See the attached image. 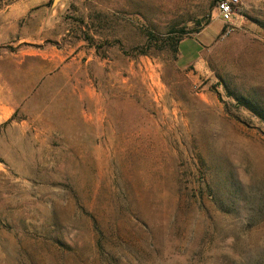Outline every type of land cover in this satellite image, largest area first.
Returning <instances> with one entry per match:
<instances>
[{
  "label": "rangeland",
  "instance_id": "rangeland-1",
  "mask_svg": "<svg viewBox=\"0 0 264 264\" xmlns=\"http://www.w3.org/2000/svg\"><path fill=\"white\" fill-rule=\"evenodd\" d=\"M215 7L0 0V264H264V0Z\"/></svg>",
  "mask_w": 264,
  "mask_h": 264
},
{
  "label": "built area",
  "instance_id": "built-area-1",
  "mask_svg": "<svg viewBox=\"0 0 264 264\" xmlns=\"http://www.w3.org/2000/svg\"><path fill=\"white\" fill-rule=\"evenodd\" d=\"M237 6L238 0H216L215 9L218 19L224 24H229Z\"/></svg>",
  "mask_w": 264,
  "mask_h": 264
},
{
  "label": "trees",
  "instance_id": "trees-1",
  "mask_svg": "<svg viewBox=\"0 0 264 264\" xmlns=\"http://www.w3.org/2000/svg\"><path fill=\"white\" fill-rule=\"evenodd\" d=\"M182 42V39L179 38L177 39L175 42L171 43L170 47H171V50L172 52L176 53L178 51V45Z\"/></svg>",
  "mask_w": 264,
  "mask_h": 264
},
{
  "label": "crops",
  "instance_id": "crops-1",
  "mask_svg": "<svg viewBox=\"0 0 264 264\" xmlns=\"http://www.w3.org/2000/svg\"><path fill=\"white\" fill-rule=\"evenodd\" d=\"M202 34V31L199 33V35ZM200 48H202V44H200ZM199 60L202 62V56L199 57Z\"/></svg>",
  "mask_w": 264,
  "mask_h": 264
}]
</instances>
